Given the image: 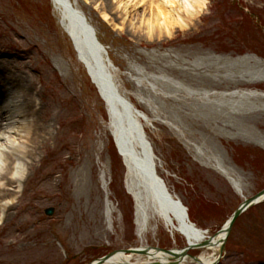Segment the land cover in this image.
<instances>
[{
  "label": "rangeland",
  "instance_id": "1",
  "mask_svg": "<svg viewBox=\"0 0 264 264\" xmlns=\"http://www.w3.org/2000/svg\"><path fill=\"white\" fill-rule=\"evenodd\" d=\"M76 2L108 51L121 94L147 118L158 175L200 229L218 234L264 191V0H198L196 16L182 4L166 11L160 0ZM10 77L22 88L8 86ZM5 89L37 107L14 120ZM108 123L50 0H0V126L11 130L1 142L22 164L11 194L0 196V264H91L142 249ZM153 228L145 250L187 247L162 223ZM201 255L213 253L190 250L185 264ZM214 262L264 264V203L238 219Z\"/></svg>",
  "mask_w": 264,
  "mask_h": 264
},
{
  "label": "bare ground",
  "instance_id": "2",
  "mask_svg": "<svg viewBox=\"0 0 264 264\" xmlns=\"http://www.w3.org/2000/svg\"><path fill=\"white\" fill-rule=\"evenodd\" d=\"M160 1L162 6L167 5L168 7L172 8H179V6L182 4L183 7L181 6L182 9L180 10L188 15H198L193 12V6L199 4L198 0ZM50 2L53 6L58 24L62 29L64 36L68 38L77 55L78 63L82 66L84 65L83 67H85L84 69H86L87 74L92 76L94 80L93 84L97 88L99 95H102L108 104L107 108L110 113V121L107 125V129L109 130L111 136L115 138L120 152L123 155V159L127 165L128 173L125 180V186L135 202L136 225L138 228L137 234L143 244L142 248H145L144 237L149 231L150 224H154L153 232L156 233L160 224L162 223L172 238H176L177 234H179L184 237L191 245L198 244L200 248L206 249L208 252L213 253V256L201 255V257L198 258L197 264H213L214 261L218 259V254L220 252V242L225 238L226 235L221 234L214 240L213 243L205 245L208 240V236L207 234L203 233L202 229L195 226L190 220L188 208L179 199L175 198V201H180L184 208H181L179 203H172V201L166 196L162 197L161 191L157 189L158 185L156 182L152 181L144 174L143 169L146 168L147 157L146 149L138 141V134H136V131H133V129L129 127L131 126L130 121H132V119L129 118L125 101L119 99L116 93L113 91V84L110 78V76L113 77L112 68H110V64L113 65L112 61L110 60L109 56L107 57V54L106 56L104 55L103 57H100L99 54H96L99 50H97V52H93L89 48L88 33L84 25V21L85 23L90 24L89 19L81 10L76 0H50ZM106 20H108V18L105 19V21ZM89 26L96 33L94 27L91 25ZM7 79L11 80L10 84H7L8 86L15 89L19 87L22 88L21 81H18L17 79L14 80L13 77ZM227 89H229V87ZM3 91V104H5L7 108L11 107L10 109H7V114H10L9 116H12L14 120L19 117L22 118L27 116V112L29 113L28 108L31 109L34 106L37 107L36 104L28 101L27 98L23 100L24 96L22 99L18 98L16 93L14 94V92L8 89ZM23 94L25 95L26 93L24 92ZM7 126V124H1L0 126L2 133V136H0V196L3 194H6L7 196L11 194V188H13L12 186L15 183H18L16 182V174L22 165L20 164V157H15L16 159L14 160L8 159L5 149L2 148L1 140H3L6 134L11 132ZM31 155H33L32 152L26 154V157ZM6 171L8 172L9 176L4 174ZM225 175L227 176V179L230 181V183H232V185L237 189V181L230 174L225 173ZM101 181L103 189L107 193L110 182L106 173L101 174ZM263 202L264 197H261L254 202V205L257 206ZM106 207L107 215L110 219L112 213V204L108 198L106 200ZM187 216L190 222L188 221ZM173 252L174 255H170L159 249H149L146 250L145 255H127L124 253H118L106 264H171L172 262L177 264L186 263L188 258L184 257L182 252L178 250H174Z\"/></svg>",
  "mask_w": 264,
  "mask_h": 264
},
{
  "label": "water",
  "instance_id": "3",
  "mask_svg": "<svg viewBox=\"0 0 264 264\" xmlns=\"http://www.w3.org/2000/svg\"><path fill=\"white\" fill-rule=\"evenodd\" d=\"M84 25L86 27V31L88 33V44H89V48L93 51V52H97V50H99L96 54H99L100 57H103V51L104 48L102 47V45L99 43V41L96 38L95 32L91 29V27L88 25V23H85L84 21ZM83 25V26H84ZM112 80V79H111ZM114 87V86H113ZM130 109L127 110L128 114H129V118L132 119L131 122V129H133V131H136V134H138L137 138L138 140L141 142H143L145 149L147 150V158H146V168L143 169L144 174L151 179L152 181L156 182L157 189L161 191V196H166L168 199H170L172 201V203H179V206L181 208H184L181 202H176L174 201L173 197L168 193L167 188L164 184V182L162 180H160L157 176H156V172H155V165H154V155H153V151L152 148L149 144V142L146 140L145 135L142 133L139 125L135 122L134 117H132L133 115L135 116V113L132 109V107H129ZM133 122V123H132ZM138 125V126H137ZM151 177V178H150ZM261 197H264V191L261 192L259 195H257L255 198H252L248 201H246L237 211L236 213L233 215V217L231 218L230 222L228 223V225L223 228L220 232H218V234H216L213 238H210L209 241L206 242L205 245L213 243L214 240L216 238H218L221 234H225V238L222 240V246H221V251H220V256L222 257L224 250H225V244H226V240L227 238L230 236L231 232H232V228L234 227L236 221L238 220V218L248 209L251 207V205L254 204V202L258 199H260ZM179 208V207H178ZM186 210V209H185ZM53 210H49L47 212V214L49 216L53 215ZM187 215V213H186ZM188 218V216H187ZM189 221V220H188ZM190 222V221H189ZM200 246H196V245H190L187 249H185L184 251V255L186 256L187 252L191 249H195V248H199ZM167 254L170 255H174L173 251H166V250H161ZM119 252H114L102 259H100L98 262H96L95 264H106L112 257H114L116 254H118ZM121 253L124 254H145V251H140V250H136V249H131V250H124L121 251ZM176 256V255H175ZM196 261H198V259H196Z\"/></svg>",
  "mask_w": 264,
  "mask_h": 264
},
{
  "label": "trees",
  "instance_id": "4",
  "mask_svg": "<svg viewBox=\"0 0 264 264\" xmlns=\"http://www.w3.org/2000/svg\"><path fill=\"white\" fill-rule=\"evenodd\" d=\"M111 147H112V151H113V153H114V155H115V158H118L119 159V161H118V163H120V157L118 156V154H117V151H116V149H115V146H114V144H113V141L111 142ZM113 158V157H112ZM114 159V158H113ZM114 178H115V175H114ZM190 217L192 218V212H191V210H190Z\"/></svg>",
  "mask_w": 264,
  "mask_h": 264
}]
</instances>
